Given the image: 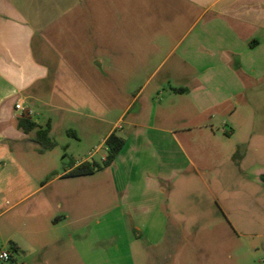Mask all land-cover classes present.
<instances>
[{
  "label": "crops",
  "instance_id": "1",
  "mask_svg": "<svg viewBox=\"0 0 264 264\" xmlns=\"http://www.w3.org/2000/svg\"><path fill=\"white\" fill-rule=\"evenodd\" d=\"M121 2L127 10L138 12V20L154 31L153 35L143 34L142 30L128 32L124 24L123 43L130 42L132 46L123 52V62L125 54L140 61V55L163 53L166 48L163 41L147 47L141 45L144 39L152 37L170 39L169 54L179 55L177 69L192 71L189 83L201 86L197 95L225 85L229 87L228 96H239L243 92L237 89L238 74L247 69L251 76L255 75L257 55L264 52V0ZM113 4L115 0H0V219L6 218L0 223V253H10L11 264H18L16 256L23 259L21 264H29L31 256L44 253L48 255L45 264H61L66 258V240L70 241L74 258L84 245L92 243L93 236L96 241L97 232L87 225L84 229L82 224L90 218L82 215V198L88 189L97 190L100 182L109 183L117 199V220L133 231L129 238L140 237L142 231L163 230L166 221L161 217L162 200L171 187L164 185L178 180L185 168L181 157L185 164L196 169L177 131L168 127L169 97L165 107L160 105L161 110L153 106L148 120L142 121L137 113L126 121L123 113L102 136L99 146L105 151L100 156L102 163L107 156V138L115 133L125 140L114 164L105 171L83 177L69 176L85 162L101 165L91 157L72 159L73 166L63 170L51 165L49 155L58 143L46 109L75 112L53 98L55 80L63 71L61 61L71 49L80 50L82 23L89 21L90 32L85 34L89 39L87 45L92 47L96 58H101V63L105 56L117 64L119 53L113 49L115 35L96 32L98 23L109 19L107 14L100 16L99 7ZM36 6L48 7L50 11L53 8L57 13L36 19ZM62 7L67 8L63 11ZM90 7V15L83 14ZM76 9L81 13H73ZM48 59L56 60V64ZM170 92L174 96L195 94L183 87H171ZM19 102L34 112L29 120L38 125L35 130L25 132L18 127L21 118L15 106ZM199 107L203 111L209 108L200 104ZM160 118L165 120L163 125L158 124ZM48 123L49 139L55 147L40 151L42 145L37 133ZM226 133L232 134L233 130ZM61 136L65 147L80 141L72 128L65 129ZM5 155L9 159L3 160ZM240 159L236 166L241 170L247 154L242 153ZM110 215L103 221L107 231L112 229Z\"/></svg>",
  "mask_w": 264,
  "mask_h": 264
},
{
  "label": "rangeland",
  "instance_id": "2",
  "mask_svg": "<svg viewBox=\"0 0 264 264\" xmlns=\"http://www.w3.org/2000/svg\"><path fill=\"white\" fill-rule=\"evenodd\" d=\"M121 1L115 0L108 8L99 7L100 16L107 14L109 19L99 22L96 28L97 33L115 35L117 64L105 56L101 63L87 45L89 21L82 23L80 50L71 49L61 61L63 71L55 80L53 98L75 112L46 109L58 143L49 155L51 165L63 170L72 159L90 157L102 164L100 156L105 151L99 147L101 138L122 114L126 121L137 113L142 121L148 120L153 106L161 110L169 97L168 127L177 131L196 169L181 157L185 168L178 180L164 185L171 186L162 200L164 229L142 231L140 237L129 238L133 231L117 220V199L109 183L100 182L97 190L88 189L82 198V215L90 218L82 224L84 229L87 225L97 232V240L93 236L92 243L77 252V258L66 240V258L61 264H264V52L257 55L254 76L247 69L238 74L241 95L228 96L229 87L225 85L197 95L201 86L189 83L192 71L177 69L179 55L169 54L170 39H144L141 45L163 41L166 48L160 54L140 55V61L125 54L123 62V52L132 46L123 43V25L128 32L142 30L143 34L153 35L154 31L138 20V12L127 10ZM90 11L91 7L83 14L90 15ZM55 13L53 8L35 7L36 19ZM73 13L81 12L76 9ZM48 60L56 64V60ZM171 87L187 88L195 94L174 96ZM199 104L209 108L203 111ZM164 121L160 118L158 124ZM67 128L76 130L80 140L70 147H65L61 136ZM228 130L233 133L227 134ZM237 149L247 154L241 170L231 158ZM6 159L8 155L3 156ZM109 215L113 223L107 231L103 221ZM5 219L1 218L0 223ZM84 236L89 238L88 234ZM47 256H31L29 264H45ZM16 258L18 264L23 262L20 256Z\"/></svg>",
  "mask_w": 264,
  "mask_h": 264
},
{
  "label": "trees",
  "instance_id": "3",
  "mask_svg": "<svg viewBox=\"0 0 264 264\" xmlns=\"http://www.w3.org/2000/svg\"><path fill=\"white\" fill-rule=\"evenodd\" d=\"M18 127L25 132H30L38 128V125L29 119H19L18 120ZM50 133V124L48 123L43 129H40L37 133L38 141L42 145L40 151L45 150H52L55 147V143L49 139ZM125 140L115 133L111 134L106 140V148H107V156L101 165L99 164H90V163H83L78 167L74 168L70 173V177H83V176H90L95 174L96 172L100 171L103 168H108L112 166L119 155L120 151L124 147ZM241 151L237 149L235 152L233 159L239 164L241 160ZM72 167L73 163H69Z\"/></svg>",
  "mask_w": 264,
  "mask_h": 264
},
{
  "label": "built area",
  "instance_id": "4",
  "mask_svg": "<svg viewBox=\"0 0 264 264\" xmlns=\"http://www.w3.org/2000/svg\"><path fill=\"white\" fill-rule=\"evenodd\" d=\"M16 112L19 114L20 118H26L30 119L34 116V112L23 105V103L19 102L15 106ZM11 260V255L8 252H1L0 253V261H10Z\"/></svg>",
  "mask_w": 264,
  "mask_h": 264
}]
</instances>
